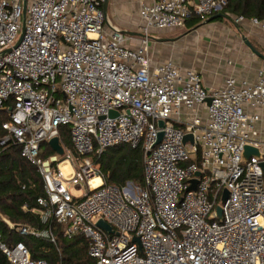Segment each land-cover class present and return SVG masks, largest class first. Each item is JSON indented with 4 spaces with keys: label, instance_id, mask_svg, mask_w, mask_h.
Returning <instances> with one entry per match:
<instances>
[{
    "label": "built area",
    "instance_id": "1",
    "mask_svg": "<svg viewBox=\"0 0 264 264\" xmlns=\"http://www.w3.org/2000/svg\"><path fill=\"white\" fill-rule=\"evenodd\" d=\"M105 1L27 0L24 20V0H0V111L8 112L0 145L20 147L41 174L42 222L66 225L67 238L85 237L96 264H264V69L254 81L231 75L206 87L196 70L155 60L150 47L152 29L182 28L229 1L144 4L134 47L119 28L105 30ZM248 20L264 31V21L235 18ZM55 137L64 154L43 156ZM123 144L145 153L144 187L107 184L93 162ZM247 145L261 157L245 161ZM83 188L81 196L71 192ZM101 219L113 233L98 226ZM16 230L56 244L51 227ZM0 251L10 264H51L1 233Z\"/></svg>",
    "mask_w": 264,
    "mask_h": 264
},
{
    "label": "trees",
    "instance_id": "2",
    "mask_svg": "<svg viewBox=\"0 0 264 264\" xmlns=\"http://www.w3.org/2000/svg\"><path fill=\"white\" fill-rule=\"evenodd\" d=\"M228 1V6L215 20H222L231 14L264 21V0ZM204 19L205 16L195 15L187 20L186 25L192 28L200 25ZM2 111H7V108H3ZM7 118L8 115L0 120V139L5 135L2 123ZM60 137L67 148L72 147L70 128L62 126ZM50 151L52 154L53 150ZM94 158L107 184L119 187L128 183L139 187L145 186V153L139 147L123 144L109 148ZM41 196H46V193L43 178L37 168L22 157L20 147L5 148L0 145V233L3 242L7 244L24 242L34 258L45 259L51 264H96L88 254V242L85 237L67 238L56 221L52 220L49 224L42 222V207L37 202ZM9 222L38 229L51 227L56 237V244L45 238L21 235L10 228ZM0 264H10L2 251H0Z\"/></svg>",
    "mask_w": 264,
    "mask_h": 264
},
{
    "label": "crops",
    "instance_id": "3",
    "mask_svg": "<svg viewBox=\"0 0 264 264\" xmlns=\"http://www.w3.org/2000/svg\"><path fill=\"white\" fill-rule=\"evenodd\" d=\"M153 1L106 0L102 5L106 16L105 30L109 32L115 26L123 32L129 46H137L143 37L140 9ZM213 16L219 17L221 12L205 16L200 25L192 28H188L186 22L183 27L185 31L175 34L177 36L171 39L165 36L171 29H152L150 47L153 58L158 61L172 59L181 68L196 70L206 87H221L231 75L239 79L256 80L259 71L264 69V60L251 51L244 37L264 53V31L249 20L236 23L237 16L231 14L222 20H215V17L208 22ZM203 62L204 66L201 65ZM259 113L261 120L258 128L264 138V108ZM2 218L7 220L4 216ZM9 224L10 228L17 231L18 225Z\"/></svg>",
    "mask_w": 264,
    "mask_h": 264
},
{
    "label": "water",
    "instance_id": "4",
    "mask_svg": "<svg viewBox=\"0 0 264 264\" xmlns=\"http://www.w3.org/2000/svg\"><path fill=\"white\" fill-rule=\"evenodd\" d=\"M26 9H27V0H24V16H23L24 17V20H25V17H26ZM215 17H217V16H213V17L209 18L207 21L209 22L212 19H214ZM21 38H22V36H21ZM244 41H245V44L251 49V51L254 54H256L258 57H260V58H262L264 60V53H262L259 50H257L253 46V44L247 38H245V37H244ZM7 51H9V50H7ZM207 102H208V104H210L211 100L208 99ZM110 115L111 116H116L117 113L116 112H112ZM163 125H164V122L161 121L160 122V126L163 127ZM162 138H163V132H161L159 134L157 143H159L162 140ZM189 139L192 140V136L191 135H186L184 141L187 142ZM49 144H50L51 148L56 153H58L59 155H63L64 154V148L61 146L60 140H59L58 137H55V138L51 139L50 142H49ZM252 155L260 158L261 157L260 150L258 148H255V147H252V146L247 145L245 147V151H244V160L247 161ZM198 175H199V173H198ZM196 183L197 182L194 181V185L191 186L190 189H195ZM227 197H228V192L225 191L223 200H225ZM217 216H218V218L220 220H222V207L221 206H218L217 207ZM98 226L100 228L104 229L106 232H108L110 234L113 233L112 227L108 223H106L103 219H101V220L98 221ZM136 241H139V239L136 238Z\"/></svg>",
    "mask_w": 264,
    "mask_h": 264
},
{
    "label": "rangeland",
    "instance_id": "5",
    "mask_svg": "<svg viewBox=\"0 0 264 264\" xmlns=\"http://www.w3.org/2000/svg\"><path fill=\"white\" fill-rule=\"evenodd\" d=\"M185 31V29L182 27V28H177V29H171L170 30V32H166V38L167 39H171V37L173 38V37H176L178 34H181V33H179V32H184ZM20 34H21V32H20ZM19 34V35H20ZM175 34H177V35H175ZM196 36V35H195ZM198 36H199V34H198ZM197 51V50H196ZM201 65L202 66H204L205 65V63L203 62V63H201ZM6 115H8V112L7 111H2V112H0V120H2L3 118H5V116ZM43 149H44V154H43V156H48L49 154H51V146L49 145V143H46V144H44V146H43ZM95 158L93 157V162H95V160H94ZM96 164V163H95ZM96 165H98V164H96ZM99 166V165H98ZM84 189L85 188H83L82 190H72L71 192H72V194H74L75 196H81L83 193H84ZM60 227H61V229H62V232H63V235H64V231H65V229H66V225H60Z\"/></svg>",
    "mask_w": 264,
    "mask_h": 264
},
{
    "label": "bare ground",
    "instance_id": "6",
    "mask_svg": "<svg viewBox=\"0 0 264 264\" xmlns=\"http://www.w3.org/2000/svg\"><path fill=\"white\" fill-rule=\"evenodd\" d=\"M101 183V180L99 178H95L93 181H92V185L93 186H97L98 184Z\"/></svg>",
    "mask_w": 264,
    "mask_h": 264
}]
</instances>
